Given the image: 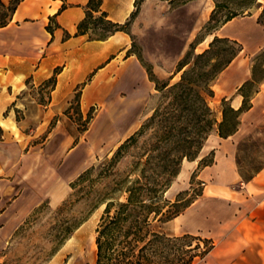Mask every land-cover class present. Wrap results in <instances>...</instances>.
Wrapping results in <instances>:
<instances>
[{
  "label": "crops",
  "instance_id": "obj_1",
  "mask_svg": "<svg viewBox=\"0 0 264 264\" xmlns=\"http://www.w3.org/2000/svg\"><path fill=\"white\" fill-rule=\"evenodd\" d=\"M11 1L2 3L8 6ZM89 1L22 0L11 21L0 28V249L40 204L47 202L53 208L60 205L72 180L84 170L88 147L81 146L80 141L69 145V134H64L57 146L52 140L29 144L30 139L45 131L43 124L70 105L76 88L91 76L81 94L82 106L90 107L96 103L90 94L100 97L109 87V77L115 75L110 79L117 84L111 85L101 99L109 106L100 118L107 120L106 126L97 129V134L92 130L91 135L117 134L114 129L107 130L114 117L117 122H132L125 138L135 131L133 119L145 101L143 92L151 88L142 65L126 56L130 48L128 34L116 32L104 40L78 34ZM134 1L103 0L100 10L108 20L121 24L126 18L125 7L130 10ZM118 7L120 11L114 13L112 9ZM257 15L234 18L216 31L217 37L242 46L241 53L218 77L221 98L230 99L235 110L242 104L237 90L251 77V71L244 72V60L240 62L239 57L264 49V30ZM49 24L52 34L46 30ZM54 74L55 85L46 104H38L32 97L31 101L22 98L25 91L43 88ZM263 102L264 81L251 99V108L241 115L236 133L226 139L214 136L218 146L211 147L214 161L198 170L201 195L170 222L180 228L181 236L198 235L195 237L212 241V250L201 259L208 264H264V167L244 182L236 159L237 143L260 122L261 115L253 116L261 111ZM15 111L23 114L20 122L16 121ZM31 123L37 125L25 133ZM56 133L52 129L49 138ZM239 183H243V190H232ZM95 260L93 242L92 264Z\"/></svg>",
  "mask_w": 264,
  "mask_h": 264
},
{
  "label": "rangeland",
  "instance_id": "obj_2",
  "mask_svg": "<svg viewBox=\"0 0 264 264\" xmlns=\"http://www.w3.org/2000/svg\"><path fill=\"white\" fill-rule=\"evenodd\" d=\"M136 1L137 12L134 4L130 6V10L125 7L126 18L120 24L124 25V30L129 36L130 48L126 56H132L140 65L149 67L160 84L170 85L180 79L182 72L176 74L177 69L186 61L188 53L198 55L208 50L210 42L216 36V31L231 14L245 17L255 13L260 20L264 8V0H258L260 7L256 5L251 10L238 9L237 3L231 0H217L218 8L214 0ZM120 9L118 7L112 10L118 13ZM133 12L136 14L131 18ZM261 21L264 24V16ZM262 28L264 30V26ZM97 29V34L108 32V29L102 25ZM95 36L96 34L91 35L92 38ZM242 60H244L242 66L244 72H250L255 64L258 67L257 79H264V50L252 55L245 53L239 57V61ZM144 71L146 73L145 69ZM113 77L114 74L109 77V87L100 97L90 94L91 98L96 99V103L84 107L81 104V94L89 83L90 76L76 88L70 105L60 109V114L53 120L43 124L45 131L39 137L29 140L30 145L52 140V145L57 146L64 134H69L72 136L67 139L69 145L80 141L81 146L88 147V159L84 170L72 180V188L60 205L53 208L44 202L23 220L7 244L0 249V264H92L93 242L106 203L125 202L128 196L125 190L136 180L151 184L161 182L171 184L164 194L168 204L163 209L170 213L198 199L203 188L198 179V170L204 164L214 161L211 147L218 148L214 136L218 132V123L222 119L221 110L224 107L220 96L219 76L210 84L214 96L206 97L211 113L206 119L214 121L212 125L205 124L202 119L190 117L176 130H172V133H168L165 126L170 125V121L148 124L136 141L116 158L115 153L119 146L130 136L138 133L154 111L158 108L161 110L164 104L160 93L155 90V84L151 82V88L143 92L145 101L133 119L136 128L132 134L127 138L124 137L132 130V122L131 124L125 121L117 122L113 117L107 130L114 129L118 131L117 134L112 131L108 136L103 133L96 137L92 136L93 131L97 134L106 126L107 120L100 118L109 106L102 104L101 99L112 87L111 85L117 84L115 80L110 79ZM146 77L149 80L147 73ZM51 87L52 81L49 79L44 82L43 88L25 91L22 98L31 101L32 97L38 104H46L50 99ZM254 89L253 86L251 91ZM225 105L231 106L230 99L226 100ZM260 109L261 111L253 116L257 118L261 115L260 122L237 143L240 171L246 177L254 170L264 167V102L261 103ZM15 113L16 121L20 122L24 118L23 114L19 111ZM2 125L7 126L4 123ZM34 125L37 123L26 126L25 133L33 129ZM11 128L16 132L13 124ZM54 128L57 133L49 138L48 134ZM83 141L87 142V145ZM189 150L194 151L196 157L194 160L183 157ZM184 160L188 162H183ZM193 162L197 164L191 165L190 163ZM232 190L242 191L243 183L233 186ZM113 211L114 209L111 211L112 214ZM170 222L164 224L156 222L153 226L170 238L181 236L180 228ZM80 223L81 226L69 235V230ZM188 242L186 241V245L190 244ZM183 244H171L173 255L170 258L174 255L177 258L182 252L187 253L182 256L188 258L190 255L200 254L203 250V244H200L199 249L191 251H187L189 248ZM191 244L193 248L197 241ZM193 264H208V262L196 259Z\"/></svg>",
  "mask_w": 264,
  "mask_h": 264
},
{
  "label": "trees",
  "instance_id": "obj_3",
  "mask_svg": "<svg viewBox=\"0 0 264 264\" xmlns=\"http://www.w3.org/2000/svg\"><path fill=\"white\" fill-rule=\"evenodd\" d=\"M21 1L12 0L8 6H5L0 0V28L5 27L11 21ZM214 1L216 8H218L217 0ZM231 1L236 2L238 9L241 10H251L256 5L260 7L257 0ZM102 2L103 0H90L88 2L85 19L78 25V34H89L91 40H104L116 32L127 34L124 30V25L113 23L107 19V14L100 10ZM137 4L135 0L136 12L138 10ZM136 12H133L130 17L133 18ZM94 14L99 15L95 16ZM263 16L264 8L263 13L260 15V20H258V24L261 26H264L261 21ZM237 17V14H231L223 25ZM99 25L108 29V32L106 34H97ZM46 30L52 34L51 24L46 27ZM93 34H96L94 38L91 37ZM66 36L68 37V35ZM220 45L224 47H219ZM241 51L242 46L238 42L215 36L210 42L208 50L198 55L188 53L186 61L177 69L176 74L182 72L180 79L172 85L169 83L160 84L154 77L152 70L142 65L146 70L149 81L155 84L156 92L160 93L164 106L161 110L159 108L156 109L146 125L142 126L138 133L130 136L119 146L115 153V158L136 141L148 124L155 122L156 124H162L163 121H170V125L167 124L168 126H165L168 133H172V130H176L180 125L188 121L190 117L197 120L202 119L205 124L212 125L214 121L206 119L211 114L206 103V97L212 98L214 96L213 91L210 89V84L232 63ZM188 65H190L189 68L182 71ZM257 70L258 67L254 64L251 68L250 79L237 90V95L242 97V104L239 109L235 110L231 106L225 105L226 100L222 99L224 107L221 110L222 119L218 123L217 132L220 138L226 139L236 133L240 125L241 115L251 108V99L257 93L259 85L264 81V79H257ZM50 80L52 81L51 88H53L55 85V74ZM253 86L255 89L251 91ZM183 157L191 160L196 158L194 151L190 150ZM236 159L238 173L244 182L251 180L262 169H256L250 176L246 177L240 171L238 157ZM183 162L188 161L184 160ZM210 164L211 162L204 164V166ZM170 185H167V182L151 184L147 181L143 183L140 180H136L126 188L125 193L128 196L125 202L117 204H114V202L106 203L96 229L94 241L96 246L95 264H193L194 260L203 259L212 250L213 243L211 240L191 235L170 238L167 234L157 231L153 226L156 222L164 224L172 221L192 204L189 203L173 213L168 210L164 211L163 209L168 204L164 199V194L170 188ZM70 186L72 188V184ZM112 209H114L113 214L111 213ZM81 224H76L71 231L69 230V235L76 231ZM186 241H189L188 244H190L186 245ZM193 241H197V244L192 248L191 243ZM175 243H184L189 248L187 251L197 250L200 248V244H203V250L200 254L190 255L188 258L182 256L187 254L185 252L180 253L177 258L175 255L170 258L173 255L171 244ZM179 247L181 246L179 245ZM175 251L177 250L175 249Z\"/></svg>",
  "mask_w": 264,
  "mask_h": 264
},
{
  "label": "bare ground",
  "instance_id": "obj_4",
  "mask_svg": "<svg viewBox=\"0 0 264 264\" xmlns=\"http://www.w3.org/2000/svg\"><path fill=\"white\" fill-rule=\"evenodd\" d=\"M12 128H13V126H12Z\"/></svg>",
  "mask_w": 264,
  "mask_h": 264
}]
</instances>
